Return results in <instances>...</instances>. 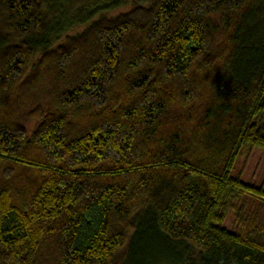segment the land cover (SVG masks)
<instances>
[{"label":"trees","instance_id":"16d2710c","mask_svg":"<svg viewBox=\"0 0 264 264\" xmlns=\"http://www.w3.org/2000/svg\"><path fill=\"white\" fill-rule=\"evenodd\" d=\"M254 149L264 0H0V264H264Z\"/></svg>","mask_w":264,"mask_h":264},{"label":"rangeland","instance_id":"374dc122","mask_svg":"<svg viewBox=\"0 0 264 264\" xmlns=\"http://www.w3.org/2000/svg\"><path fill=\"white\" fill-rule=\"evenodd\" d=\"M126 10V9H119L115 11L108 12L110 15L117 14L118 12ZM91 23L87 22L82 25L74 26L60 35L54 42L53 45L59 44L64 41L67 36L76 35L82 32L85 28H87ZM235 174H241L242 179L246 183H252L256 186L264 185V152L259 149H254L251 153L250 158L246 160L245 157H242L238 160ZM230 231H234L236 224L234 222V213L229 212L227 218L223 225ZM187 259L186 254L183 255V259Z\"/></svg>","mask_w":264,"mask_h":264}]
</instances>
